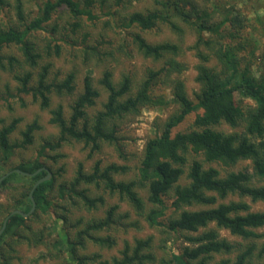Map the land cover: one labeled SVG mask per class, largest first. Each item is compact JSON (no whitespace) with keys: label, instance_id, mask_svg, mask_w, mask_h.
<instances>
[{"label":"trees","instance_id":"obj_1","mask_svg":"<svg viewBox=\"0 0 264 264\" xmlns=\"http://www.w3.org/2000/svg\"><path fill=\"white\" fill-rule=\"evenodd\" d=\"M105 1L102 0L103 3ZM102 2L100 3L103 5ZM155 4L157 7L152 10L130 12L123 16L120 23L125 36L130 38L138 53L162 64L158 70L149 69L148 75L136 91L132 75L124 74L116 82L109 67L102 69L98 79L91 70L86 72L80 82L76 70L52 78L53 65L45 59L60 56L61 39L55 37V28L49 31L50 38L44 37L41 41L32 37L35 33L46 31L54 15L63 7L68 9L69 15L74 19L71 24L73 32L82 29L80 21L83 17L95 22L98 17L93 12V0H84L83 4L76 0H46L39 13L29 19L22 2L18 1L15 17L22 28L12 24L0 27V68H9V72L14 73L18 83L16 98L25 94L30 96L32 103L48 112L49 124L56 128V133L39 145L34 159L24 160L6 171L0 167V179L4 177L0 182V189L11 188L19 178L28 183L21 197L6 209L0 229L4 220L9 215L10 217L0 236V256L7 243L6 239L25 229L33 217L53 214L52 195L56 192L67 201V208L70 206L72 209L83 208L87 211L105 208L108 204L107 197L114 196L119 201L128 203L149 227L160 230L164 235L188 233L184 236V245L177 252H171L170 259H161L159 262L162 264H211L217 255L221 258L216 264H253L252 259L257 254V245L253 242L262 237L257 230L264 227V210L252 211L251 206L243 201H224L231 195H237L247 197L253 203L264 204V186L251 185L252 176L248 172L222 175L212 165L231 167L239 161L251 160L255 176L264 182V74L256 75L251 65L241 66L242 50L252 42L257 43V39L247 43L248 35L244 34L247 25L245 18L240 17L241 11L236 10L235 13L234 10L230 11L232 9H223L214 3L203 7L198 0H155ZM188 5L193 6L190 10H197L190 11ZM3 6L5 0H0V8ZM258 14L259 9H256L253 32L262 30L264 34V21ZM178 20L192 28L197 36L195 46L199 50L201 61L197 77L201 89L195 95L197 103L188 97L184 83L176 81L173 98L180 110L169 118L158 135L146 142L144 155L134 178L118 180L115 175L126 173V166L111 163L102 167L100 161H97L89 171L79 162L72 177L61 182L58 176L64 172L63 168L54 170L53 165L46 166L42 161L48 153L51 155L47 157L57 162L63 158L59 149L68 143L81 144L88 151L89 157L99 152L105 143L115 146L121 152L117 121L127 115L137 114L145 107L166 105V98L155 94V88L159 86L162 77L169 78L171 73L183 70V65L176 59L180 53V45L170 41L153 43L140 32L132 33L131 30L137 28L151 31L162 23L182 34L183 29L177 23ZM246 44L248 45L245 46ZM81 45L84 61L96 56H99L100 62L103 61L104 53L89 44L87 35ZM214 46H218L215 56L222 65V73L206 65L208 56L201 51V47L214 49ZM7 48H15L18 55L5 54L4 49ZM102 94L105 102L97 109L95 107ZM237 95L251 99L254 107L244 112L236 106ZM54 96L70 97L71 101L68 105L62 102L55 104ZM5 102H9L8 99ZM8 107L12 109L9 103ZM197 110H201V113L195 118L194 128L174 134L173 130ZM22 120L14 115L9 122L0 119V155L4 163L10 161L17 149L24 150L35 145L36 136L42 129L38 118L24 125ZM222 123L232 128L244 123V131L249 137L217 130L216 127ZM18 130L20 140L12 142L11 137ZM197 156L202 157V160L195 158ZM206 164L210 166L205 167ZM43 167L52 173V177L40 183L33 192L35 213L29 218L11 215L14 210L24 213L31 210L30 191L47 174L46 171H41L33 176H23L11 171L19 169L34 174ZM141 191H145L146 197ZM118 208V204L110 205L102 217L87 222L81 229L79 226L83 222L78 221L75 238L69 232L62 235L60 245H66L73 262H158L153 236L136 238L132 244L126 243L118 257L105 258L97 253L91 257L76 255L77 250L86 242L106 248L116 245L113 235L100 233L112 229L116 224ZM58 219L68 221L67 216H59ZM134 226H138V221H135ZM220 230H226L248 244H234L221 237ZM167 247V239L164 238L160 248ZM233 254L234 258L231 257ZM258 255L264 256V244L260 246ZM3 260L2 264H10L6 257Z\"/></svg>","mask_w":264,"mask_h":264},{"label":"rangeland","instance_id":"obj_2","mask_svg":"<svg viewBox=\"0 0 264 264\" xmlns=\"http://www.w3.org/2000/svg\"><path fill=\"white\" fill-rule=\"evenodd\" d=\"M18 1L22 2L27 19L36 16L41 6L46 2V0H5V6L0 8V27H7L12 24L22 28V24L19 23L15 17V7ZM76 1L81 4L84 2V0ZM93 1V12L98 17V20L95 22H90L83 17L80 21L82 29H77L73 32L71 24L74 22V19L69 15L68 9L63 7L54 15L46 31L35 33L32 37L35 38V40H41L44 37L50 38L51 35L49 31L55 28V37L61 39V42H59L60 45H62L60 56L45 59L48 63H52L53 65L52 78L58 75L61 76L70 70H76L80 76V82L86 72L91 70L95 73V78L98 79L102 69L109 67L113 71L114 81L116 82L120 80L121 76L124 74L132 75L134 81L133 88L136 91L139 84L143 81L145 76L148 75L149 69L158 70L162 64L160 61H154L152 58L144 57L138 53L130 38L125 36L123 28L120 27V23L123 16L128 15L130 12H145L156 8L155 0H124V2L123 0H106L105 3H103L102 0ZM100 2H102L103 5ZM198 2L200 5H203V7L211 6L210 3H214L220 8L232 9L230 11L234 10L235 13L236 10L241 11V13H239L241 16H239L245 18L244 21L247 25L246 32L244 33L248 35L249 40L247 43L257 39V43L252 42L250 46L242 50L241 66L251 65L256 75L264 74V34L262 30L253 32L252 28L256 20V9H259L258 15L264 21V0H243L242 2H236V0H210V2L198 0ZM192 3L196 4L194 1H192ZM196 6L199 8L197 4ZM192 7V5H188L189 10L192 9ZM194 10L197 9L194 8ZM109 12L110 15H108ZM234 15L233 13L232 16ZM177 23L183 29L182 34L174 32L167 25L162 23H159L158 26L151 31H141L137 28L131 30L132 33L140 32L148 41L153 43L170 41L180 45V53L176 59L183 65V70L181 72L171 73L169 78L162 77L159 86L155 88V94L164 95L166 98V105L153 108L145 107L142 108L139 113L127 115L117 121L118 135L120 138L119 145L122 149L121 152H119L115 146L105 143L102 145L99 152L89 157L88 151H86L81 144L68 143L59 149V153L63 158L57 162L47 157L51 155L48 153L46 157L42 158V161L46 166L53 165L54 170L60 169L61 167L63 168L64 172L61 176H58L61 182L72 177L79 162H82L86 170L89 171L97 161H100L102 167L111 163L126 166V173L115 175L118 180H129L134 178L137 168L143 158L146 142L150 138L158 135L169 118L180 110V106L173 98L175 82L178 80L182 81L188 97L193 100L195 104L197 103L195 95L201 89V84L197 80L198 66L201 63L198 56L199 50L196 49L195 46L197 36L194 30L183 23V21L178 20ZM86 35L89 44L104 53L103 63L98 60L99 56L84 61L81 43ZM247 45L248 44L245 46ZM217 47L218 46H214V49L201 47V51L204 55L208 56L209 61L206 65L222 73V65L215 56ZM4 53L18 55L15 48L4 49ZM17 85L18 83L14 78V73L9 72V68L6 70L0 68V119L9 122L14 115L21 117L24 125L38 118L41 120L42 129L36 136L35 145L24 150L17 149L9 162L4 163L0 155V167L4 168L5 171L15 167L24 160L34 159L39 145L42 144L45 139H49L56 133V128L49 124L48 112L42 111L36 104L32 103L30 96L25 94L16 98ZM12 95H14L15 98H12ZM7 99L9 102L6 103L5 100ZM53 100L55 104L57 102H62L68 105L71 98L54 96ZM235 101L236 106L244 112L255 105L251 99L239 95L235 97ZM104 102L105 96L102 94L95 108L100 109ZM8 103L12 105V109L8 107ZM200 113L201 110L191 113L182 124L173 130V133L185 132L194 128L195 118ZM216 129L227 134L249 137L244 131V123H241L236 128L222 123L218 125ZM17 140H20L19 130L11 137L12 142ZM191 157L192 155L190 158ZM195 158L202 160L200 156ZM208 166L210 165H205V167ZM212 166L217 167L222 175H227L231 172H248L252 176L251 185L255 187L264 186V182L255 176V170L251 160L239 161L231 167L218 164H213ZM0 173H2V171H0ZM27 186V181L19 178L14 181L11 188L5 190L0 189V225L6 214V209L14 205V202L21 197L23 191H26ZM141 193L146 197L145 191H141ZM96 194V192H93L94 196H97ZM52 199V215H36L28 222L25 229L19 230L17 234L6 239L7 243L3 246L0 264L4 262V257L9 260L10 264H76V262L71 260V254L68 252L66 245H60L62 235L65 232H69L71 237L75 238L74 233L77 230L78 221L83 222L79 226L81 229L85 227L87 222L102 217L108 207L114 204L119 205L115 217L116 224L113 225L112 229L106 232L102 231L100 235H113L116 240V245L112 248H106L86 242L82 248L77 250V256L91 257L97 253L105 258L118 257L119 251L122 247L124 248L126 243L132 244L136 238L153 236L155 243L154 250L159 257L157 260L158 262L155 264H162L159 261L161 259H170L171 252H177L178 249L184 245V236L188 235V233L185 232L173 234L171 236L164 235L160 230L149 227L141 217L136 215L135 211L128 203L119 201L114 196H108L107 206L105 208L100 207L97 211H87L83 208L72 209L70 206L67 208V201L59 197L56 192L53 193ZM230 201L247 202L251 206L252 211L264 210L263 203H253L247 197L241 198L237 195H231L227 197L224 202L228 203ZM35 210L31 216L35 213ZM56 212L58 214H56ZM59 216H64V218L67 216L68 221L63 222L58 219ZM135 221H138V226H134ZM257 231L262 237L253 242L257 245V254L252 261L253 264H264V256L260 257L258 255L260 246L264 244V227ZM220 235L234 244H248V242L243 239L232 236L226 230H220ZM164 238L167 239V249L160 248L161 241ZM234 256L235 254L231 257L234 258ZM220 258L221 256L217 255L211 264H216ZM88 264H95V262L88 261Z\"/></svg>","mask_w":264,"mask_h":264},{"label":"water","instance_id":"obj_3","mask_svg":"<svg viewBox=\"0 0 264 264\" xmlns=\"http://www.w3.org/2000/svg\"><path fill=\"white\" fill-rule=\"evenodd\" d=\"M41 171H46L47 174H46L45 177H43L42 179H40L39 181H37V182L34 184V186H33V188L31 189V191H30L29 198H30V200H31V202H32V208H31V210H30L28 213H24V212L21 211V210H14V211H12L11 215L18 214V215L23 216L24 218H28V217L34 212V210H35V208H36V203H35V200H34V197H33V192H34L35 188H36L40 183L45 182V181H48V180L51 179V177H52V173H51L47 168H45V167L39 169V170H38L37 172H35L34 174H29V173H26V172L21 171V170H19V169H16V170L11 171V172H15V173L21 174V175H23V176H33V175L38 174V173L41 172ZM9 173H10V172H9ZM9 173H6V175H8ZM6 175H5V176H6ZM3 178H4V177H2V178L0 179V182L3 180ZM9 217H10V215H9V216L4 220V222H3L2 228L0 229V236L3 234V232H4L5 228H6L7 220H8Z\"/></svg>","mask_w":264,"mask_h":264}]
</instances>
